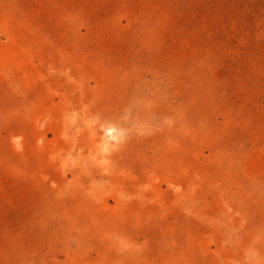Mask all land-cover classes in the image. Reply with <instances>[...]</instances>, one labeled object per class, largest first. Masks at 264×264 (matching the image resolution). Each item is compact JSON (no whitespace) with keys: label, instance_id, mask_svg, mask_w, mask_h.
Wrapping results in <instances>:
<instances>
[{"label":"rangeland","instance_id":"374dc122","mask_svg":"<svg viewBox=\"0 0 264 264\" xmlns=\"http://www.w3.org/2000/svg\"><path fill=\"white\" fill-rule=\"evenodd\" d=\"M0 264H264V0H0Z\"/></svg>","mask_w":264,"mask_h":264}]
</instances>
